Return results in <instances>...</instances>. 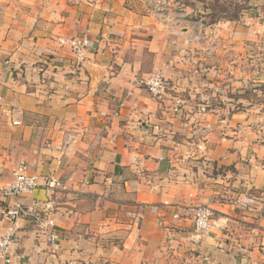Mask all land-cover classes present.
I'll return each mask as SVG.
<instances>
[{"label": "crops", "instance_id": "obj_1", "mask_svg": "<svg viewBox=\"0 0 264 264\" xmlns=\"http://www.w3.org/2000/svg\"><path fill=\"white\" fill-rule=\"evenodd\" d=\"M147 1L0 0V189L20 162L65 186L0 194V264H264V0L181 26Z\"/></svg>", "mask_w": 264, "mask_h": 264}, {"label": "built area", "instance_id": "obj_2", "mask_svg": "<svg viewBox=\"0 0 264 264\" xmlns=\"http://www.w3.org/2000/svg\"><path fill=\"white\" fill-rule=\"evenodd\" d=\"M57 42L60 45H65L69 48L77 62H82L89 48V39L87 35L82 36H58ZM151 96H160L166 88V80L163 75L157 71H152L141 80ZM178 103V101H177ZM13 123H17L14 121ZM261 163L264 165V150L261 155ZM46 188L48 190L65 189L62 180L54 175L44 178L39 182L36 175L28 171L25 162H20L13 172V180L8 185L0 189L2 196H21L26 195L38 188ZM193 228L195 234L202 236L208 233L214 225V212L206 205H198L193 207ZM19 206L3 210L0 213V218L6 220L7 225L2 234H0V260L9 263L11 260V247L14 244L15 219L19 216ZM51 223V222H50ZM58 239L54 232L49 233L50 242H55Z\"/></svg>", "mask_w": 264, "mask_h": 264}, {"label": "rangeland", "instance_id": "obj_3", "mask_svg": "<svg viewBox=\"0 0 264 264\" xmlns=\"http://www.w3.org/2000/svg\"><path fill=\"white\" fill-rule=\"evenodd\" d=\"M139 3H145L147 0H135ZM152 3L156 2L158 6H152V9L160 10L162 17H165L168 21L174 22L177 26L188 25L190 22L202 21L204 23L210 22L211 19L216 18H230L232 15H236V18L245 11L243 8H247V0H150ZM174 1H177V6L174 5ZM216 1V3H215ZM148 2V1H147ZM171 4L168 6L167 4ZM148 7V6H147ZM162 8V9H160ZM225 12H221V10ZM162 10V11H161ZM214 16H211V15ZM211 16V17H210ZM235 17V16H234ZM235 18V19H236Z\"/></svg>", "mask_w": 264, "mask_h": 264}, {"label": "trees", "instance_id": "obj_4", "mask_svg": "<svg viewBox=\"0 0 264 264\" xmlns=\"http://www.w3.org/2000/svg\"><path fill=\"white\" fill-rule=\"evenodd\" d=\"M215 3H216V1H215ZM245 8V7H244ZM221 12H225V10L223 9V10H221ZM211 16H214L213 14L211 15ZM210 16V17H211ZM235 16V17H234ZM236 18V15L234 14V15H232L230 18H227L226 17V19H229V20H233V19H235ZM216 21V18H213V19H211L210 20V22L209 23H213V22H215Z\"/></svg>", "mask_w": 264, "mask_h": 264}]
</instances>
